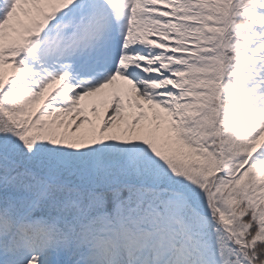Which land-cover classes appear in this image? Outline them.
Returning <instances> with one entry per match:
<instances>
[{"label": "snow or ice", "instance_id": "1", "mask_svg": "<svg viewBox=\"0 0 264 264\" xmlns=\"http://www.w3.org/2000/svg\"><path fill=\"white\" fill-rule=\"evenodd\" d=\"M0 264H264V0H0Z\"/></svg>", "mask_w": 264, "mask_h": 264}]
</instances>
